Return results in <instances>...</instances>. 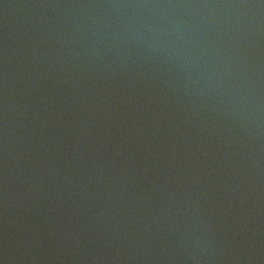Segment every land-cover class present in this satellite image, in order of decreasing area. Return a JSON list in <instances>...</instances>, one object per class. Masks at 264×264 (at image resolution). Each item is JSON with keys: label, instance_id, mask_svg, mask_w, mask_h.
Wrapping results in <instances>:
<instances>
[{"label": "water", "instance_id": "95a60500", "mask_svg": "<svg viewBox=\"0 0 264 264\" xmlns=\"http://www.w3.org/2000/svg\"><path fill=\"white\" fill-rule=\"evenodd\" d=\"M0 264H264V0H0Z\"/></svg>", "mask_w": 264, "mask_h": 264}]
</instances>
